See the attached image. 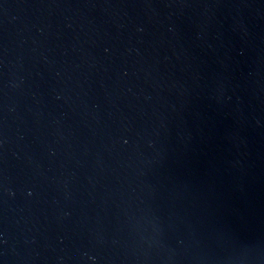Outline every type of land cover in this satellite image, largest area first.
<instances>
[{
  "label": "water",
  "instance_id": "obj_1",
  "mask_svg": "<svg viewBox=\"0 0 264 264\" xmlns=\"http://www.w3.org/2000/svg\"><path fill=\"white\" fill-rule=\"evenodd\" d=\"M0 264H264V0H0Z\"/></svg>",
  "mask_w": 264,
  "mask_h": 264
}]
</instances>
